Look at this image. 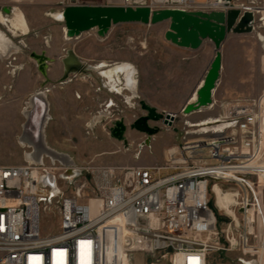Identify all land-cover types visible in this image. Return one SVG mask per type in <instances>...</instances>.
I'll use <instances>...</instances> for the list:
<instances>
[{"label":"built area","instance_id":"2783aa9c","mask_svg":"<svg viewBox=\"0 0 264 264\" xmlns=\"http://www.w3.org/2000/svg\"><path fill=\"white\" fill-rule=\"evenodd\" d=\"M69 5L76 4L58 0L57 12ZM161 5L186 12L235 9L238 18L248 12L253 17L251 32L264 48V0H180ZM120 6L157 9L143 0H121ZM23 42L17 41L19 48L25 47ZM110 67L98 72L106 79L102 85L128 104L122 95L125 82L115 76L113 83L104 75ZM132 73L136 88V69ZM66 82L59 80L58 85ZM53 88L41 90L48 94ZM115 105L111 99L103 101L96 115L108 116ZM205 108L211 110L213 103ZM205 122L189 127L186 121L183 137L196 138H182L168 148L162 163L99 167L92 172L90 188L79 176L84 167L74 166L76 173L69 181L62 177L68 167L47 159L0 166V264H137L136 254L141 255L139 264H207L211 252L223 250L210 207L214 187L236 194L237 222L232 218L228 227L231 246L241 252L237 261L264 264L259 251L264 247V89L257 100L226 104L222 113ZM91 129L92 121L86 122L87 135ZM48 210L58 220L52 234L40 229L41 214ZM105 242L113 247L110 256Z\"/></svg>","mask_w":264,"mask_h":264},{"label":"rangeland","instance_id":"374dc122","mask_svg":"<svg viewBox=\"0 0 264 264\" xmlns=\"http://www.w3.org/2000/svg\"><path fill=\"white\" fill-rule=\"evenodd\" d=\"M57 1L0 0V10L3 8L9 10L4 17L10 18L14 10L19 9L25 16L30 31L27 36L13 40L9 38L16 45L18 40H23L25 47L17 49V53L13 55L4 56L0 61V166L24 163L23 154L28 148H21L18 139L24 119L22 108L27 96L35 90L38 91L37 89L41 90L43 86H54L47 94L51 105L48 112L51 120L45 129L46 142L59 152L75 158L80 157L81 162L73 163L77 168H86L79 176L87 182L88 188L94 184L92 172L95 169L122 167L124 157L135 163L128 167L139 166L138 164H160L164 158L163 149L174 147L183 140L186 121L194 123L202 118L217 116L222 113L226 104L255 101L264 89L262 43L253 32L229 34L220 48L221 71L212 96L213 108L211 110L204 108L200 112L188 115H183L181 110H177L173 113L175 118L169 127L163 126L161 122H149L151 127H158L159 131L146 138L145 134L130 129L135 119L145 115L139 101L149 105V100H155L160 102L161 106L173 109L179 101L189 98L204 78L213 59L214 48L211 49L207 69L201 73L189 60H183L163 47L165 40L162 26L117 24L112 25L103 36H98L95 28L75 38L65 39L63 22L55 21L51 14L57 13ZM72 1L80 6H120L121 0ZM143 2L149 4L151 0ZM155 7L156 10L164 9L161 4H155ZM1 30L6 32L4 28ZM67 51L74 52L82 63V69L73 74L69 73L67 82L58 85L59 80L56 77L62 73L60 63ZM32 53L45 54L49 57L44 68L45 75L38 70L36 61L31 57ZM129 57L137 60V64H134L137 85L136 93L132 96V106L124 104L123 100H115L118 109L115 108L108 116L100 118L95 111L101 100L99 94L101 92L96 91L101 89V82L93 74L96 87L94 90L89 87L87 79L90 70L86 69V64L129 63ZM63 76L64 73L60 79ZM156 110L170 114L172 112L161 107ZM89 116L94 133L87 135L85 121ZM117 120H123L125 124L124 141H117L109 135V128ZM103 137L107 140L105 147L83 143L91 139L100 140ZM194 138L196 137L191 135L184 139ZM137 145H141L142 149L137 150ZM65 176L63 178L69 181L72 178L69 174ZM223 192H229L228 188L225 187ZM210 200L223 250L211 252L207 264H243L237 261L241 256L239 248L237 246L234 248V245L230 244L233 235L228 224L233 217L216 207L214 195L211 194ZM230 210L236 215L233 206ZM57 223L58 220L52 216L51 210L42 212L40 229L43 233H54ZM135 259L139 264L141 255L136 254Z\"/></svg>","mask_w":264,"mask_h":264},{"label":"water","instance_id":"95a60500","mask_svg":"<svg viewBox=\"0 0 264 264\" xmlns=\"http://www.w3.org/2000/svg\"><path fill=\"white\" fill-rule=\"evenodd\" d=\"M8 12L7 9L3 10ZM66 36L74 38L83 32L97 29V35L103 36L112 25L142 24L156 25L168 22L167 30L163 34L171 44L190 50H197L203 41L209 40L213 44L214 56L204 78L195 90V101H188L181 113L188 115L208 106L212 101L213 92L221 71L220 48L229 34L251 33L252 15L245 12L239 17L238 10L228 12H186L177 9H162L152 11L146 6L131 8L122 6H70L60 13ZM70 51H67V58ZM38 70L45 75L46 60L43 54L32 53ZM82 65H80L81 67ZM76 67L74 71H78ZM139 106L145 115L135 119L130 129L145 134L148 138L159 131L158 127H151L149 122H161L163 126H171L173 116L170 113L158 112L144 101ZM126 127L123 120H117L109 128V135L117 141H124ZM148 142V139L145 141ZM52 187L53 177L48 176Z\"/></svg>","mask_w":264,"mask_h":264},{"label":"bare ground","instance_id":"6f19581e","mask_svg":"<svg viewBox=\"0 0 264 264\" xmlns=\"http://www.w3.org/2000/svg\"><path fill=\"white\" fill-rule=\"evenodd\" d=\"M151 1L152 3L155 4H163L167 1L176 2L180 0H151ZM70 6H80V5H69L68 7ZM51 14L55 21L63 22L60 13L53 12ZM0 21L2 24L7 26V29L10 31L8 33H12L13 36H15L16 38L21 36H26L30 32L25 16L19 9H15L14 13H12V16L10 18H5L4 15L0 14ZM63 32L65 33L64 34L65 39H68V37L66 36L65 28ZM17 49L18 47L16 43H13L9 38H6L4 35H2V33H0L1 60L3 59L4 56H8L11 50H17ZM43 55L46 62H48L49 58L45 56V54ZM61 63H64V65L68 70H74V68L80 67L81 65L79 58L72 51H70L68 58L66 52L65 56L61 59ZM101 64L105 65V63L103 62H101ZM118 65L120 66H116V68L109 69L107 72H104L105 77H107V79L109 78L112 79V82L114 83L115 81L114 76L116 75L117 77L118 73H121L122 75L121 77L125 80L126 86H129L128 82L130 80V73L132 69L131 70L129 69L130 68L129 65L126 66L120 63ZM46 95L47 93L45 91L38 90L34 92L31 95V97L26 101V105L23 109L25 122L22 127V133L19 137V141L21 142L22 145L24 144L25 146L30 147V150L26 154L27 161L41 163L44 159H47L50 161V163L58 162L59 164L68 167L62 174V177H66L65 175L69 174L70 175L69 177L73 178V176H75L76 173V171H74V166L76 164L73 163L72 158L65 153L50 148L45 143L44 128H45V124L49 120V116H48L49 106L46 100ZM195 99H196V95L194 94L191 98V101H195ZM212 103L213 101H211L209 105H211ZM128 105L132 106L131 104H129V101H128ZM171 115L173 117L175 116L172 112ZM212 118L213 117H207L204 120L194 123L189 121L187 122L189 123L188 125L189 127H196L195 125L196 123H200L198 125H204V123H207L205 122V120L207 121V119H212ZM214 196L216 197V207H218L219 210L221 211L224 210V213L227 214L229 213L234 218V221L237 222V216L234 213H232V211L230 210V208L234 206L236 203V194L234 192H222L217 187H214ZM103 247L105 248L106 253L108 254L107 256H110L109 254L112 253L111 250H113V247L110 246L109 244L107 245L106 242L103 243ZM259 251L261 253H264V247L263 248L260 247ZM108 261H110V259H108Z\"/></svg>","mask_w":264,"mask_h":264},{"label":"crops","instance_id":"0c3cea01","mask_svg":"<svg viewBox=\"0 0 264 264\" xmlns=\"http://www.w3.org/2000/svg\"><path fill=\"white\" fill-rule=\"evenodd\" d=\"M5 8H3V9H1L0 11H1V14H3L4 15V13H3V10H4ZM5 14H7V13H5ZM0 26H2V27H6V29H7V26L6 25H4V24H2L1 23V21H0ZM152 26H162V35L165 33V31L167 30V26H168V22H163V23H160V24H156V25H152ZM8 32H10L8 29H7V31H6V33H4V32H2V30H1V28H0V33H2V35H4L6 38H11L12 40L13 39H16V37L15 36H13V34L12 33H8ZM27 36V35H26ZM21 37H23V36H21ZM17 38H19V37H17ZM10 39V40H11ZM163 39H164V37H163ZM11 40V41H12ZM165 40V39H164ZM13 43H14V41H12ZM167 44V45H166ZM18 47V46H17ZM163 47L164 48H166L168 51H170V53L172 52V54H176L178 57H180L181 59H183V60H189V62H191V63H193L195 66H197L198 67V69H199V71L202 73V72H204L206 69H207V67H208V65H209V62H210V55H211V49L213 48V44L209 41V40H205V41H203V43H202V45H201V47L199 48V49H197V50H190V49H186V48H180V47H177V46H175V45H173V44H171L170 42H168V41H166L165 40V45H163ZM150 49H153L154 50V48H150ZM18 50H20L19 49V47H18ZM155 52H157V48H155ZM15 53H17V51L16 50H11V52H10V54L9 55H13V54H15ZM49 58V57H48ZM0 60H1V58H0ZM128 61H129V63H127V62H117V63H114V64H112V65H108V63H105V65H103V64H101V63H98V64H96V65H93V64H86L87 66H86V69L87 70H90L88 73V84H89V87H91V89L92 90H94V87H96V84L94 83V80H93V74L96 76V78H98V79H100V82H101V84H100V88L101 89H97L96 91L97 92H101V93H99L100 94V96H101V100H100V102H98V105L100 104V103H102L103 101H107L108 99H111L113 102L115 101V100H119V101H121V100H123V98H122V96H120V95H116V94H112V93H110V92H108L105 88H104V86L102 85V83L106 80L104 77L102 78L99 74H98V72L99 71H101L102 70V68L101 67H109V66H111L109 69H113V68H116V66H120V65H118L119 63L120 64H124V65H129L130 66V70L133 68V69H135V63L137 64V60L136 59H133V58H131V57H129V59H128ZM82 64V63H81ZM98 65H100V67H98ZM114 65V66H113ZM132 66H134V67H132ZM60 69H61V72L62 73H60V75L58 76V77H56V79H58V80H62V81H66V78H67V75L70 73V74H73V73H75L76 71H74L75 70V68H74V70H68L67 68H66V66L64 65V63H60ZM80 69H82V66L80 67ZM108 69V70H109ZM92 70V71H91ZM207 71V70H206ZM64 73V76L60 79V77H61V75ZM132 70H131V73H130V80H129V82H128V85L129 86H126V82H125V80L121 77L122 75H121V73H118V75H117V77L118 78H120V79H122V81H124L125 82V86H126V89H127V91H125V92H123L122 93V95L124 96V97H126V101H129V98L131 97V96H129V95H134V93H136V88H135V84H134V78L132 77ZM25 76V75H24ZM23 76V77H24ZM116 76V75H115ZM114 76V77H115ZM115 79V78H114ZM133 79V80H132ZM110 82H112V79H108ZM114 83H115V81H114ZM200 84V83H199ZM110 85H112V86H114L112 83H110ZM37 90H39V89H37ZM135 90V91H134ZM34 92H36V90L35 91H33V92H31L28 96H27V98L25 99V101H24V106H23V108H22V115H23V109H24V107H25V105H26V101L31 97V95L34 93ZM195 93H192L191 94V96L189 97V98H186V99H183V100H181V101H179L178 102V104H177V106L176 107H174L173 109L171 108H165V107H163V106H161V104H160V102H158V101H155V100H149L148 101V103H149V105L150 106H152V107H154V108H159V107H161L162 109H169L170 111H172V113H174L175 111H177V110H181L182 108H183V106L188 102V101H191V98H192V96L194 95ZM47 97H48V95H46V100H47V102H48V106H49V110H48V112H50V102L48 101V99H47ZM121 98V99H120ZM132 98V97H131ZM133 100L131 99V101H129V104H131V102H132ZM140 102V101H139ZM192 102V101H191ZM115 103V102H114ZM116 104V103H115ZM124 104H126V103H124ZM98 105H96L97 107H96V109L98 108ZM134 105V104H133ZM129 106V105H128ZM118 109V107L115 105V107H113L112 108V111H114V109ZM48 116H49V120L47 121V123L45 124V128H44V135H45V129H46V127H47V125H48V123H49V121L51 120V115H50V113H48ZM23 117H24V115H23ZM90 116L87 118V120L85 121V123L86 122H89L90 121ZM207 118V117H206ZM203 119H205V118H202V119H199L198 121H200V120H203ZM24 122H25V117H24V119H23V122H22V126H21V132H20V134H19V137H20V135H21V133H22V127H23V124H24ZM94 127L96 128V125H94ZM92 129H93V127H92ZM91 129V134H93L94 133V130H92ZM101 132V131H100ZM109 132V131H108ZM19 137H18V139H19ZM19 143H20V146H21V148H28V150H26V151H24V154H23V159L24 160H26L27 161V159H26V154H27V152L30 150V147H27V146H25L24 144L22 145L21 144V142L19 141ZM45 143L47 144V142H46V136H45ZM84 144H89V145H92V146H94V147H105V145H106V143H107V140H105L104 139V137L103 138H101L100 140H95V139H91V140H89V141H84L83 142ZM48 145V144H47ZM142 145V144H141ZM141 145H137V147H136V149L137 150H141L142 149V146ZM144 145H146V144H144ZM25 146V147H24ZM49 146V145H48ZM50 147V146H49ZM50 148H52V147H50ZM53 149V148H52ZM55 150V149H54ZM165 150H166V147L163 149V151H164V158L161 160V163L164 161V159H165ZM69 155V154H68ZM71 158H72V160H73V162H75L76 164H77V162H81V159H80V157H77V158H75L74 156H71V155H69ZM124 163V164H123ZM123 163H122V167H128L129 165H132V164H135V163H131V162H129V160L126 158V157H124V160H123ZM139 166H144V165H140V164H138Z\"/></svg>","mask_w":264,"mask_h":264},{"label":"flooded vegetation","instance_id":"af4514ba","mask_svg":"<svg viewBox=\"0 0 264 264\" xmlns=\"http://www.w3.org/2000/svg\"><path fill=\"white\" fill-rule=\"evenodd\" d=\"M8 11H9V10H8ZM3 13H6V12L3 11ZM146 138H147V137H146Z\"/></svg>","mask_w":264,"mask_h":264}]
</instances>
